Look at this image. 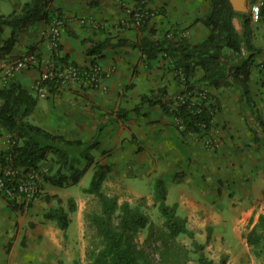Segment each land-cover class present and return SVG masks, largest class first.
<instances>
[{"label": "crops", "instance_id": "crops-1", "mask_svg": "<svg viewBox=\"0 0 264 264\" xmlns=\"http://www.w3.org/2000/svg\"><path fill=\"white\" fill-rule=\"evenodd\" d=\"M4 1L6 0H0V13H5ZM9 1L14 4V9H20L27 0ZM124 1H127V8H123L120 0H99L97 3L94 0H52V7L60 10L65 22L74 32L71 34L63 27L61 55L68 54L70 61L90 66L95 56L86 53L82 38H105L106 35L99 31L98 26L112 35L113 41H117L119 37L136 39L135 28L124 29L118 26L121 21L129 18L128 10L135 4L134 0ZM201 1L148 0L147 6L165 11L163 15L155 17L158 25L161 26L162 23L163 27H169L171 24H178L184 28L183 33L191 41H200L207 36L209 29L199 18L206 16L210 7V1L203 0L204 16L198 15ZM189 8L195 14L193 19L188 17ZM48 27L49 23L44 21L36 23L28 31L19 34L11 51L0 52V87L11 78L29 88L37 85L42 70L40 64L13 71L12 66L14 60L27 50L35 49L43 59L49 56L50 46L46 36ZM10 32L9 28L5 29L0 46ZM258 57L264 60V54ZM258 57L256 60L260 64ZM97 61L106 76L96 86L76 84L71 88L59 87L58 91L49 92L46 96L38 93V103L30 120L69 138L84 141L96 139V150L100 152L111 149L103 156L102 161L112 166L107 180L105 179L112 189L122 183L115 180L116 176H120L118 172H122L125 177L133 174L136 178L147 177L149 187H154L153 194L157 190V179L153 185L152 177L167 178L163 179L166 203L172 195L171 205L167 204L175 205L179 216H192L195 210L204 208V211L212 210L217 216L229 218L236 208L238 212L235 214L239 218H249L251 229L259 216L264 214V141L255 142L254 134L245 120V112L240 111L241 100H238L236 114H224L226 120L231 121L232 129L226 131L221 128L225 122L220 119V109L215 114V127L211 132L183 134L176 126V120L166 115L159 105L146 103L139 112L132 111L139 102L141 93L163 86H167L170 93L175 92L176 73L170 69L168 59L160 56L148 63L131 46H120L105 49L102 56L97 57ZM260 68L261 66L256 65L252 69L250 86L257 108L264 118V100H258V97L261 99L263 96L259 94L258 84L255 85L262 78ZM204 87L203 90H217L214 87ZM40 97L47 100L41 102ZM210 101L218 103V100H207ZM220 102L225 106L226 100ZM120 108L131 110L124 118L111 112L112 109ZM216 136L218 139L223 137L222 143L218 144L216 140L211 146L207 145L208 138ZM7 140L8 133L0 126V150L8 145ZM134 160L138 162L125 165V161L128 163ZM194 171L196 175L199 174L196 177L197 183L189 176V172ZM203 174H208V177L200 184ZM142 192L143 195L152 193L150 189ZM198 197L207 204L198 206L195 203ZM261 202L263 203L258 208L257 204ZM16 212L0 194V248L11 243ZM229 223L226 219L224 226L229 227Z\"/></svg>", "mask_w": 264, "mask_h": 264}, {"label": "trees", "instance_id": "trees-1", "mask_svg": "<svg viewBox=\"0 0 264 264\" xmlns=\"http://www.w3.org/2000/svg\"><path fill=\"white\" fill-rule=\"evenodd\" d=\"M51 1L27 0L20 9L0 13V39L6 28L11 30L8 37L2 40L1 53L13 49L20 33L28 31L38 22L51 23L55 17L61 18L63 27L74 34L60 10L52 7ZM94 1L97 3L99 0ZM120 1L123 8L126 7L127 1ZM147 1L134 0V6L128 10L129 18L118 24L124 29L135 28L136 39L119 37L117 41H113L114 37L108 35L101 26L98 29L106 35L105 38H82L86 53L95 56L92 64L98 63L97 57L102 56L105 49L120 46H131L148 63L160 56L168 59L170 69L176 73L175 92L170 93L168 87L163 86L141 93L139 102L132 111L139 112L146 103L159 105L166 115L176 120L174 122L183 134H207L215 127L214 119L220 109L219 104L216 101L207 102L205 97L199 95L204 86L216 89L234 88L240 94L245 118L255 142L264 141V118L257 108L250 86L252 69L258 65L256 58L264 54V45L255 42L253 24L257 22L252 21L250 13L236 11L230 0H209V11L202 18L209 33L200 41H191L183 33L184 28L178 24H171L169 27H163L162 23L161 26L158 25L155 17L163 15L165 11L148 8ZM136 13L140 14L138 19ZM56 64L62 69L69 64L82 66L70 61V56L65 53L57 56ZM104 76L105 72L102 73V77ZM42 84L48 85L50 92L58 91L61 86L56 79L46 80ZM38 98V84L29 88L11 78L0 87V126L11 134L10 143L0 150V168L11 162L25 170H37L52 157L42 178L45 184L65 187L77 184L94 166L87 191L97 195L101 202V211L95 212L92 220L101 246L89 251L92 264H150L145 249L135 241L138 232L149 224V216L129 202L120 205L116 196H109L103 191L104 180L112 166L101 162L93 152L98 145L96 139L84 141L69 138L30 120ZM130 110L120 108L112 109L111 112L124 118ZM42 186L40 185L41 188ZM50 197L46 194V198ZM6 200L17 209L22 210L24 207V203L19 200ZM157 200L159 209L166 218L169 235L176 237L181 233H192L186 225L187 218L177 214L175 205L166 203V186L162 178L157 180ZM69 203L70 210L74 212L73 200L70 199ZM45 215L55 220L62 229H67L70 224L69 211L62 205L50 209ZM247 242L252 247L263 245L264 214L251 227ZM199 259L202 264L213 263L206 259L204 253H201Z\"/></svg>", "mask_w": 264, "mask_h": 264}, {"label": "rangeland", "instance_id": "rangeland-1", "mask_svg": "<svg viewBox=\"0 0 264 264\" xmlns=\"http://www.w3.org/2000/svg\"><path fill=\"white\" fill-rule=\"evenodd\" d=\"M205 2L203 0L200 2L202 5L198 15L201 14L202 16L203 14L204 16ZM4 4L6 5L5 13L14 10V4L11 1L6 0ZM190 9H188V17L194 18L195 14ZM202 18L199 19L202 20ZM253 29L255 42L258 45H264V19L254 23ZM258 58L264 64V60L261 57ZM261 63L258 66H261L262 78L257 80L255 85L258 84L259 94H262L263 97L261 99L258 97V100H264V66ZM205 90L204 92L208 93L205 95L207 100H218L221 109L219 116L225 122L221 128L226 131L232 129L231 121H227L224 114L226 112L229 115L230 112L237 113L238 100H241L239 92L234 88ZM39 100L43 102L47 98L40 97ZM220 100H226L225 106L221 105ZM239 108L240 111L243 110L240 105ZM222 139L223 137L218 139L217 136L216 138H208L213 143L217 140L218 144L222 143ZM110 150L100 152L95 148L93 152L101 162L105 163L102 161L103 156ZM51 158L42 166L40 182L41 186L43 184L42 192L29 202L27 208L23 207L21 210L12 205L17 210L14 216L15 229L10 240L11 243L5 248H0V264H92V259L88 255L89 251L101 246L96 226L92 221L93 214L101 211V202L97 195L87 191L95 167L93 166L77 184L56 187L45 184L42 178L43 173L47 171L52 162ZM137 162L136 160L134 162L128 161V163L125 161V165L130 166ZM121 173L118 172L120 176L115 177L116 181L122 182L121 184L112 189L104 180L102 189L107 195L116 196L120 205L129 202L149 216V224L138 232L135 241L145 249L150 264H202L199 259L201 253L205 254L207 260L213 262L211 264H264V243L258 247H252L248 244L247 234L250 231V221L248 217L239 218L235 214L238 212L236 208L229 218L217 216L215 211H204V208H199L197 211L195 210L192 216L186 217V225L192 233H181L172 237L169 235V228L165 223L166 218L159 209L157 190L153 194L154 187H149V179L147 177L136 178L135 174L125 177ZM198 175L195 171L189 172L190 179L195 183H197L196 177ZM207 177L208 174H203L200 178V184L204 180L206 181ZM121 178L122 180H120ZM152 178L154 185L158 178L155 176ZM163 179L167 180V178ZM144 189H150L152 193L143 195ZM46 194L48 197L51 195V197L46 198ZM70 199L75 204L74 212L70 210ZM197 199L195 203L198 206L202 207L207 204L199 197ZM171 202L172 195L167 203L170 204ZM262 203H258L257 207L259 208ZM58 205L64 206L69 211L70 224L67 229L60 228L55 220L47 218L45 215L50 209ZM256 211L258 210L256 209ZM226 219L230 222L229 227L224 226Z\"/></svg>", "mask_w": 264, "mask_h": 264}, {"label": "built area", "instance_id": "built-area-1", "mask_svg": "<svg viewBox=\"0 0 264 264\" xmlns=\"http://www.w3.org/2000/svg\"><path fill=\"white\" fill-rule=\"evenodd\" d=\"M249 13L253 22H260L264 19V0H249ZM136 17L138 19L140 14L136 13ZM63 23V20L58 17L49 23L46 36L50 46V54L46 59L40 58V54L36 50H27L13 62L12 71L26 69L36 64L42 66L37 84L38 93L43 96L50 92L48 85L42 84L46 80L56 79L57 83L61 85L60 87L63 88H71L76 84L96 86L102 78V73H104L99 63H93L88 68L74 64H69L63 69L57 66L56 59L60 55ZM202 94L204 95L202 97H205L206 92L204 90L199 91V95ZM180 99L183 100L184 98L180 97ZM180 127L183 128L182 125ZM10 137L11 134L8 133V144ZM212 144L213 142L207 140V145ZM42 171V168L25 170L11 162L5 164L0 168V194L11 201L19 200L24 203V208H27L29 202L42 192L40 187Z\"/></svg>", "mask_w": 264, "mask_h": 264}, {"label": "water", "instance_id": "water-1", "mask_svg": "<svg viewBox=\"0 0 264 264\" xmlns=\"http://www.w3.org/2000/svg\"><path fill=\"white\" fill-rule=\"evenodd\" d=\"M233 8L239 12L249 11V0H230Z\"/></svg>", "mask_w": 264, "mask_h": 264}, {"label": "clouds", "instance_id": "clouds-1", "mask_svg": "<svg viewBox=\"0 0 264 264\" xmlns=\"http://www.w3.org/2000/svg\"><path fill=\"white\" fill-rule=\"evenodd\" d=\"M249 12V11H248Z\"/></svg>", "mask_w": 264, "mask_h": 264}]
</instances>
